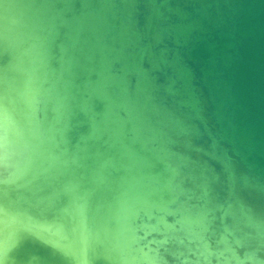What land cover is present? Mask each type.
I'll return each mask as SVG.
<instances>
[{"label":"water","instance_id":"water-1","mask_svg":"<svg viewBox=\"0 0 264 264\" xmlns=\"http://www.w3.org/2000/svg\"><path fill=\"white\" fill-rule=\"evenodd\" d=\"M0 127V264H264V0H0Z\"/></svg>","mask_w":264,"mask_h":264},{"label":"bare ground","instance_id":"bare-ground-1","mask_svg":"<svg viewBox=\"0 0 264 264\" xmlns=\"http://www.w3.org/2000/svg\"><path fill=\"white\" fill-rule=\"evenodd\" d=\"M15 23H18V20L17 19H14L13 20ZM1 128V127H0ZM43 128H44V125H43ZM4 139V138H3ZM3 139H2V137H1V132H0V167H6L7 165H8V160H9V158H8V156H7V150L10 152V157L12 156L13 157V154H12V150H10V148H9V146L7 145V143H5L6 145H5V148H4V142H3ZM15 154V153H14ZM183 180V181H185V185H191V189H193L194 187L193 186H195L196 188H198L195 184H193L190 180H189V178H188V176L186 175V174H184V173H182L180 176H179V178H178V180ZM191 194H194V198L196 199V198H198V196H197V194L195 193V192H190ZM200 195H201V193H199ZM190 201H192V200H190Z\"/></svg>","mask_w":264,"mask_h":264}]
</instances>
